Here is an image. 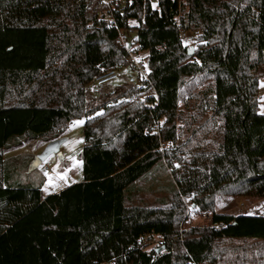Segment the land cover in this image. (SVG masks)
<instances>
[{"label":"trees","instance_id":"16d2710c","mask_svg":"<svg viewBox=\"0 0 264 264\" xmlns=\"http://www.w3.org/2000/svg\"><path fill=\"white\" fill-rule=\"evenodd\" d=\"M91 1L0 0V264H264V215L213 210L220 195L264 198V0H186L187 11L178 0H157V8L124 0L109 22L88 13ZM129 20L137 21L148 77L90 111L86 85L129 62L118 44ZM191 27L205 41L192 56L180 38ZM27 33L40 36L36 54L18 43ZM195 75L199 82L186 83L184 162L160 146L175 139L180 87ZM79 117L82 180L43 196L28 172L33 156L4 154L48 143ZM159 167L174 171L170 202L135 203L140 183H157ZM183 195L210 212V224L178 236ZM153 234L163 252L143 249L142 237Z\"/></svg>","mask_w":264,"mask_h":264},{"label":"rangeland","instance_id":"374dc122","mask_svg":"<svg viewBox=\"0 0 264 264\" xmlns=\"http://www.w3.org/2000/svg\"><path fill=\"white\" fill-rule=\"evenodd\" d=\"M100 4L96 5L92 0L89 5V14H95L99 12L104 21H110L112 18L111 11L118 4L122 6L124 0H99ZM145 1V0H144ZM181 4L182 10L188 9L186 0H178ZM146 2V1H145ZM147 3L151 8H157V0H147ZM105 6L104 9H101V6ZM155 5V6H154ZM181 10L180 14L183 13ZM185 12V11H184ZM180 14H178L177 19H179ZM129 26L133 29L137 25V21L129 20ZM134 30V29H133ZM120 32L127 33V29L120 30ZM134 36V35H133ZM132 35H127V43L133 39L136 41L135 37ZM40 37L37 34L27 33L23 39L18 42L20 44H27L31 47V50L28 51L32 54H36L40 49ZM180 38L182 45L188 49V53L192 56L196 50L203 45L205 41L201 35V30L196 28H189L186 30L180 31ZM21 47L18 48V52H23ZM136 58L134 63L127 61L128 63L125 66H118L121 70V75L117 79L111 81L109 84L104 86L89 89L85 87V101L87 109L90 111H95L99 109L100 105L103 103L109 102L117 93L125 90L128 87L134 85H140L142 79L135 74L134 70L131 68L135 66V63L141 66L146 65V55L147 52L140 50L135 51ZM261 61L258 71V112L264 114V49L260 51ZM147 68V67H146ZM200 75L193 76V79L186 77L185 83L180 87V99L176 110L175 120H174V129H175V139L173 141H167L161 143L160 151H167L172 158L182 159L186 161V136L189 135V130L187 131L186 127V103H189V97L186 96V83L191 84L195 79L198 81ZM209 78H204L202 82L198 83L197 89L203 90L209 82ZM199 82V81H198ZM100 112L96 110L95 113ZM188 115L193 114L192 109L189 110ZM208 116H211V109H207ZM189 119V117H188ZM85 117L74 118L70 122L60 127L63 129L62 133L58 138H64V142L60 146L61 156L57 154H51L38 168L34 169L31 177L38 180L42 193L46 194L49 192H55L71 183L79 182L82 180V160H81V151L84 145V134H83V123ZM74 121H83L80 124H73ZM160 123L164 124V119L160 120ZM45 143L43 140H35L29 144H25L22 147L16 148L14 150L8 151L4 154V157H11L18 154H28V155H37L39 154ZM50 162L51 170L47 172L43 168V164ZM175 168L180 166V162L173 160ZM163 169L162 167L158 168V171L155 174V177L158 178L157 183L152 182L150 179L149 183L144 182L141 184V189L135 193L133 199L135 203H141L147 206L152 207H163L165 204L170 202V196L168 195L167 186L170 184V180L173 179V174L171 168ZM179 170V169H178ZM152 183L154 184L153 186ZM151 186V187H150ZM181 200L185 206V219L182 221L180 228L178 230V236L181 235V231L188 230L191 227L197 226H207L210 224V212L208 210L203 211L197 207H194L190 201V196H181ZM214 212L217 213H229L233 215L246 214V215H264V198H248L244 196H236L235 194H225L220 195L214 200L213 205ZM141 243L143 249L149 252L153 248H159L162 246L163 241L159 235H146L142 237ZM162 249L160 252H163Z\"/></svg>","mask_w":264,"mask_h":264},{"label":"built area","instance_id":"2783aa9c","mask_svg":"<svg viewBox=\"0 0 264 264\" xmlns=\"http://www.w3.org/2000/svg\"><path fill=\"white\" fill-rule=\"evenodd\" d=\"M146 1V0H145ZM144 1V2H145ZM127 35H134L133 37H135V33L134 30L129 28L127 29V33H122L119 31V35H118V44H120L126 51L127 53V58L129 61H131L132 63H134L135 58H136V54L135 51H140V45L138 44L137 40L133 41V39H131L129 42L127 43ZM147 67V66H146ZM145 66H141L137 63H135V66H133V70L135 72L136 75L143 77V80H146L148 77V68H146ZM121 75V70L119 68H114V69H109L106 71H103L101 74L95 76L87 85L86 87L89 89H94V88H98L101 86H104L106 84H109L111 81L117 79L118 77H120ZM43 168L44 170H46L47 172H49L51 170V163L47 162L43 164ZM181 240V238H180ZM105 264H112V263H105Z\"/></svg>","mask_w":264,"mask_h":264},{"label":"water","instance_id":"95a60500","mask_svg":"<svg viewBox=\"0 0 264 264\" xmlns=\"http://www.w3.org/2000/svg\"><path fill=\"white\" fill-rule=\"evenodd\" d=\"M63 142L64 138H56L49 141L39 154L33 156L29 163L28 172L38 168L51 154L61 156L60 146ZM162 249H164L163 245L156 248L155 251L156 253H159Z\"/></svg>","mask_w":264,"mask_h":264},{"label":"snow or ice","instance_id":"6c2138e0","mask_svg":"<svg viewBox=\"0 0 264 264\" xmlns=\"http://www.w3.org/2000/svg\"><path fill=\"white\" fill-rule=\"evenodd\" d=\"M155 6V5H154ZM264 86V85H262ZM80 123H83V121H74L73 124H80Z\"/></svg>","mask_w":264,"mask_h":264},{"label":"crops","instance_id":"0c3cea01","mask_svg":"<svg viewBox=\"0 0 264 264\" xmlns=\"http://www.w3.org/2000/svg\"><path fill=\"white\" fill-rule=\"evenodd\" d=\"M63 188H64V187H63ZM63 188H61V189H63ZM61 189H59V190H61ZM59 190H57V191H55V192H58ZM49 193H54V192H49ZM49 193H46V194L43 193V196H45V195H47V194H49Z\"/></svg>","mask_w":264,"mask_h":264}]
</instances>
